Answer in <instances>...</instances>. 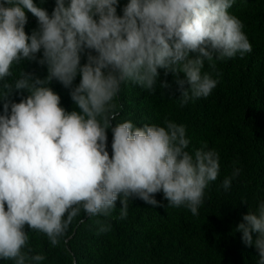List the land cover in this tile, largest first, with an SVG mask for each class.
I'll list each match as a JSON object with an SVG mask.
<instances>
[{"label":"clouds","instance_id":"clouds-1","mask_svg":"<svg viewBox=\"0 0 264 264\" xmlns=\"http://www.w3.org/2000/svg\"><path fill=\"white\" fill-rule=\"evenodd\" d=\"M233 3L129 0L117 15L119 0H55L50 15L34 0H0V259L39 264L46 257L31 254L26 225L55 247L81 210L109 217L118 199L120 219L130 198L160 206L155 194L161 191L169 207L198 215L204 190L219 176V154L207 145L187 151L185 126L171 120L113 123L115 101L125 82L155 92L158 69L184 74L177 79L181 106L208 97L218 83L215 61L252 51L243 23L229 12ZM26 10L38 21L30 36ZM25 60L46 66L47 75L14 74ZM205 61L212 72L203 71ZM53 80L70 89L79 111L61 106ZM24 91L19 102L11 99ZM238 174L234 169L225 177L224 190ZM243 221L236 230L245 244H255L257 264H264V202ZM97 224L100 233L110 231V224Z\"/></svg>","mask_w":264,"mask_h":264},{"label":"trees","instance_id":"trees-1","mask_svg":"<svg viewBox=\"0 0 264 264\" xmlns=\"http://www.w3.org/2000/svg\"><path fill=\"white\" fill-rule=\"evenodd\" d=\"M34 2L50 15L55 7V0ZM128 2L119 0L117 15L123 14ZM229 12L243 23L252 51L242 58L238 53L233 58L216 60L215 72L205 61L203 71L212 72L218 81L208 97L181 106L177 79H185L184 74H166L165 69H158L155 92L125 82L115 101L119 115L113 123L131 120L138 127L165 126L164 120H171L185 126L190 141L187 151L194 154L207 145L206 150L219 154V176L204 190L198 215L186 206L169 207L161 191L155 194L160 206L130 198L125 219L119 218V199L109 217H92L81 210L55 247L46 235L26 225L31 254L46 257L39 264H257L255 244H245L242 232L236 229L244 222V215L256 212L264 202V0H234ZM26 15L25 32L30 36L38 29V21L27 10ZM37 58H42V51ZM85 62L86 56H82L81 64ZM22 69L40 78L47 75L46 66L35 61L25 60L13 72L18 75ZM79 81L78 75L73 86ZM164 82L169 87L160 85ZM50 87L61 97L66 111H79L70 89L56 80ZM27 95L26 91L14 92L11 99L19 102ZM2 111L0 102V114ZM107 137L111 155L110 129ZM234 169H239V174L232 179L231 187L224 190L222 182L232 176ZM98 220L110 224V231L100 233ZM255 237L253 233V241ZM0 264L14 261L0 259Z\"/></svg>","mask_w":264,"mask_h":264}]
</instances>
